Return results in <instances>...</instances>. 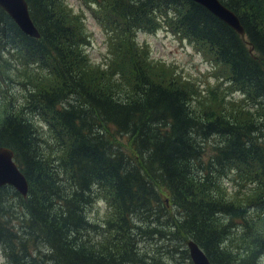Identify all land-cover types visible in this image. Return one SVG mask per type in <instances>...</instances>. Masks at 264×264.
Wrapping results in <instances>:
<instances>
[{
  "label": "trees",
  "instance_id": "16d2710c",
  "mask_svg": "<svg viewBox=\"0 0 264 264\" xmlns=\"http://www.w3.org/2000/svg\"><path fill=\"white\" fill-rule=\"evenodd\" d=\"M24 1L38 39L0 9V147L27 182L25 198L0 187L4 264H191L189 239L210 264H264V0H218L242 37L189 0H81L101 64L81 12ZM160 29L218 69L214 83L153 61L136 34Z\"/></svg>",
  "mask_w": 264,
  "mask_h": 264
},
{
  "label": "rangeland",
  "instance_id": "374dc122",
  "mask_svg": "<svg viewBox=\"0 0 264 264\" xmlns=\"http://www.w3.org/2000/svg\"><path fill=\"white\" fill-rule=\"evenodd\" d=\"M65 3L74 12H81L85 19V29L88 33L89 41L84 51L88 59L94 64L103 63L105 48L102 44L103 39L101 31L98 25L92 20L89 10L82 6L81 0H65ZM136 41L138 44L147 45L149 49V57L153 61L161 62L170 66V68L175 70L178 75L196 83L201 90L204 88L203 85L205 83H209V85L214 83L212 76L220 74L218 69H216V73H214L215 70H213L209 61H205L204 58H202L199 53H196L190 45L186 42L179 41L176 37L162 29L154 33H137ZM13 92L17 95V91L13 90ZM232 97L235 99L239 98L234 95H232ZM261 135L264 136V130ZM120 142L124 143L123 140H120ZM225 187L228 191H232L229 183L225 184ZM244 191L245 190H242L241 193ZM87 213L90 221L100 224L105 216L103 203L101 201H96L87 209ZM164 236L165 234L163 236H157L156 239L150 238V241L143 242L140 248L151 250L169 245L167 241H157L162 239ZM179 247L180 245L177 244L176 249L178 250ZM170 251H172V249ZM261 260L264 261V256ZM162 261L164 264H187V261L183 258L180 252L172 255L166 254L162 257ZM0 264H4L1 254Z\"/></svg>",
  "mask_w": 264,
  "mask_h": 264
},
{
  "label": "water",
  "instance_id": "95a60500",
  "mask_svg": "<svg viewBox=\"0 0 264 264\" xmlns=\"http://www.w3.org/2000/svg\"><path fill=\"white\" fill-rule=\"evenodd\" d=\"M189 1L202 7L238 36H243V29L237 16L218 0ZM0 9L24 35L33 39L39 38V34L29 18L27 4L24 0H0ZM2 186H10L22 198L26 196L27 182L13 162L12 151L4 147H0V187ZM185 247L191 264H210L203 252L192 240H187Z\"/></svg>",
  "mask_w": 264,
  "mask_h": 264
},
{
  "label": "bare ground",
  "instance_id": "6f19581e",
  "mask_svg": "<svg viewBox=\"0 0 264 264\" xmlns=\"http://www.w3.org/2000/svg\"><path fill=\"white\" fill-rule=\"evenodd\" d=\"M25 197H26V196H25ZM25 197H24V198H25Z\"/></svg>",
  "mask_w": 264,
  "mask_h": 264
}]
</instances>
